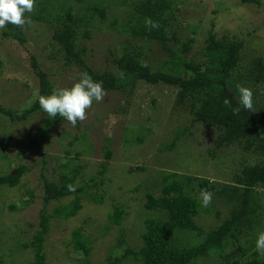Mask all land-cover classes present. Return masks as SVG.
Segmentation results:
<instances>
[{
    "label": "rangeland",
    "instance_id": "obj_1",
    "mask_svg": "<svg viewBox=\"0 0 264 264\" xmlns=\"http://www.w3.org/2000/svg\"><path fill=\"white\" fill-rule=\"evenodd\" d=\"M71 1L79 4L76 0ZM171 1L177 4L174 28L180 35L179 43L173 44L178 45L190 36L195 37L193 51L198 55L197 49L213 29L218 36L226 34L243 40L244 59L251 54L264 56V0H260V4L243 0ZM53 2L60 3L59 0ZM107 4L110 15L119 14L122 17L126 6L120 0H109ZM217 8L219 12L216 15L214 10ZM25 18H30L32 23L24 26L27 37L24 44L3 38L0 29V107L19 115L31 107L39 96L40 82L33 66L34 57L56 87H70L82 73L78 66L64 65V60L55 56L57 46L50 24L32 19L30 15ZM177 20L180 26H177ZM120 38L109 27L101 25L93 28L91 36L80 39L86 48L87 63L102 71H116L113 51L119 48ZM149 52L148 59L157 65L166 55L159 44H153ZM188 55L191 56L190 53ZM105 92L104 100H94L87 110V118L77 121L75 127L63 118L57 121L56 117H48L42 109L25 120L13 122L9 115L0 112V175L14 172L20 166L25 167L18 185L0 184L2 264H27L34 260V251L23 247V244L29 242L40 228L44 178L56 181L67 172L64 165L69 156L75 157L71 166L83 167L74 188L85 183L92 185L91 177L101 169V162L108 161L107 179L101 187H87L89 192L102 195L103 200L97 202L84 198L83 208L75 216H55L51 219V229L44 244L46 264H111L108 257L111 254L117 256L125 245L141 246L142 233L146 230L145 219L162 215L147 209L145 204L147 193L159 194L163 173H187L217 182L231 181L238 162L235 152L226 148L212 160L209 149L218 131L210 125H193L189 106L176 104V96L169 86L139 81L135 93L129 97L127 92ZM184 128L189 129L175 149H160L177 130ZM138 132H144L143 142L126 141L127 136L134 138ZM106 147L113 152L111 159L105 156ZM139 165L145 170L134 169ZM258 191L264 209V187ZM73 197L50 202L45 208L52 212ZM117 207L127 212L122 224L112 223L109 218ZM207 207L210 210L203 211L197 220L205 229L217 226L228 215V209L222 205L218 195H212V202ZM78 228L92 245L89 255L77 251L71 241L74 230ZM261 231H264V220L260 225ZM249 232L240 238L243 249L250 245L249 240L253 238ZM255 246L243 250L238 247V241L231 240L228 250L232 253L226 256L225 261L227 264H250ZM259 256L264 264V256ZM119 264L139 263L127 261ZM202 264H220V258L203 259Z\"/></svg>",
    "mask_w": 264,
    "mask_h": 264
},
{
    "label": "trees",
    "instance_id": "obj_2",
    "mask_svg": "<svg viewBox=\"0 0 264 264\" xmlns=\"http://www.w3.org/2000/svg\"><path fill=\"white\" fill-rule=\"evenodd\" d=\"M76 1L79 4L71 0H59V4L53 0H35L33 12L25 13V17L30 15L32 19L53 27L52 36L57 46L55 56H60L64 65L78 66L82 73L87 72L94 81L102 82L104 90L127 92L128 97L135 93L139 81L169 86L176 96V104L189 106L193 125H210L218 131L209 149L212 160L226 148H231L238 157L231 181L217 182L212 178L187 173H163L159 194L152 191L147 193L145 204L147 209L162 215L145 219L146 230L142 233L141 246L136 248L127 244L117 256L111 254L108 261L111 264L127 261L139 264H202L203 259L211 260L217 256L220 264H227L226 256L232 253L228 250L231 240L238 241V247L243 249L240 238L248 231L253 238L243 250L252 249L264 220L258 191L264 187V56L251 54L244 59L243 40L230 38L226 34L218 36L213 29L197 49L198 55L193 51L195 37L190 36L181 44H173L179 43L180 35L174 28L177 4L171 0H120L126 6L122 17L119 14L110 15L109 0ZM243 1L260 4V0ZM218 12V8L214 10L216 15ZM145 18L158 22L160 27L149 30L145 27ZM101 25L116 31L121 37L119 48L113 51L116 71L93 68L85 60L86 48L80 39L91 36L93 28ZM212 25L214 27V20ZM177 26H180L179 22ZM2 37L22 44L27 39L24 27L21 29L11 24L2 29ZM153 44H159L166 51L159 65L148 59ZM192 51L194 54L191 55ZM141 61L146 62L147 66L142 67ZM33 66L40 82L39 95L51 94L56 86L35 57ZM237 84L251 88L252 111L238 103ZM225 98L231 101L232 107L240 109L238 115L224 106ZM40 109L37 98L21 115L2 106L0 112L9 115L13 122L25 120ZM61 118L57 116L56 120L60 121ZM188 129L177 130L174 137L164 142L160 149H175ZM144 138V132H138L134 138L127 136L126 141L141 143ZM76 139L79 137L76 136ZM105 153L106 158H112L113 152L109 147H106ZM67 159L69 161L64 165L67 172L61 174L58 181L44 178V208L40 214V228L29 242L23 244V247L32 249L35 255L34 260L27 264H46L44 244L53 217L75 216L83 208L84 198H92L97 202L103 200L102 195L89 192L87 187H101L107 179L108 161L101 162V169L91 177L92 185L85 183L70 191L68 185L74 187L83 167L71 166L75 157L69 156ZM134 169L145 170L142 165ZM16 171L0 175V184L10 187L18 185L25 167L20 166ZM210 180L213 182L210 183ZM202 189H207L213 196L218 195L222 205L228 209V215L213 228L205 229L197 223L202 212L210 210L201 205ZM71 195L74 197L68 203L56 207L52 212L46 210L45 206L50 202ZM126 213L123 208L117 207L109 215L110 221L122 224ZM71 241L75 249L84 255H89L92 250V245L79 228L74 230ZM259 255L256 250L253 251L250 264H262Z\"/></svg>",
    "mask_w": 264,
    "mask_h": 264
},
{
    "label": "clouds",
    "instance_id": "obj_3",
    "mask_svg": "<svg viewBox=\"0 0 264 264\" xmlns=\"http://www.w3.org/2000/svg\"><path fill=\"white\" fill-rule=\"evenodd\" d=\"M35 0H0V29L11 24L23 29L25 24H31L30 18H25V13L33 12ZM145 27L149 30L158 29L160 24L151 18H145ZM142 67L147 64L140 62ZM238 103L244 109L253 110V92L251 88L237 84ZM106 96L102 82L94 81L87 73H81L78 80H75L70 87H56L49 95H39V107L47 113L48 117H62L73 127L77 121H84L87 118V110L92 107L93 101L102 102ZM225 107L231 108L234 115H238L240 109L232 107L231 101L227 98L223 100ZM213 181L210 180V183ZM70 191H74L72 185H68ZM200 202L203 207H207L212 202V193L207 189L200 192ZM255 250L264 256V231L259 232L256 239Z\"/></svg>",
    "mask_w": 264,
    "mask_h": 264
},
{
    "label": "water",
    "instance_id": "obj_4",
    "mask_svg": "<svg viewBox=\"0 0 264 264\" xmlns=\"http://www.w3.org/2000/svg\"><path fill=\"white\" fill-rule=\"evenodd\" d=\"M13 173H16V171H14Z\"/></svg>",
    "mask_w": 264,
    "mask_h": 264
}]
</instances>
